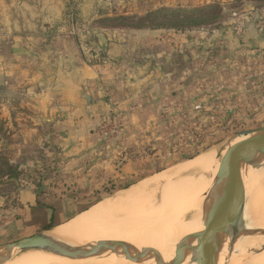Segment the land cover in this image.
<instances>
[{"label":"rangeland","instance_id":"374dc122","mask_svg":"<svg viewBox=\"0 0 264 264\" xmlns=\"http://www.w3.org/2000/svg\"><path fill=\"white\" fill-rule=\"evenodd\" d=\"M200 12L206 16H198ZM192 13L197 16L185 18ZM122 18L130 20L123 23ZM193 19L207 24L190 31L161 28ZM134 30L161 34L152 39L153 50L142 43L147 38L127 45L141 61L139 79L145 61L153 59L150 51L172 54L175 70L172 79L142 85L143 103L103 128L113 137L114 148L119 147L121 172L98 171L93 157L63 156L57 161L44 156L46 145L24 144L20 130L29 131L27 118L36 116L27 106L42 97L35 96L34 84L51 79L44 82L51 71L33 70V44L52 70H61L73 64L75 42L76 52L97 64L108 59L107 35L121 38V32ZM12 46L17 52H9ZM157 61L163 65L166 59ZM9 118L21 125L8 124ZM262 127L264 0H0V165L17 173L0 179V230L15 215L18 194L29 186L56 210L64 203L63 224L69 223L79 215L76 202H89L81 206V214L158 174L167 175L191 160L188 157L213 152L217 159L234 134ZM103 159L110 164L116 160L105 154L98 162ZM209 178L212 183L213 172ZM162 184L151 182L147 187V192L156 190V202ZM97 199L100 202L91 207Z\"/></svg>","mask_w":264,"mask_h":264},{"label":"crops","instance_id":"0c3cea01","mask_svg":"<svg viewBox=\"0 0 264 264\" xmlns=\"http://www.w3.org/2000/svg\"><path fill=\"white\" fill-rule=\"evenodd\" d=\"M115 35L116 33L112 36L107 35V39L105 37L108 44L105 50V57L108 58L106 61L91 63L89 57L76 52L78 44L75 42V47L70 53L73 64L68 69L61 70L58 68L52 70L51 64L47 65L44 62L46 60L39 53L38 44L31 43L34 51H31L29 56L36 61V67L33 70L41 74H48L45 72L51 71V76H46L44 82L49 77L51 79L43 85L39 82L34 84L35 96L42 95V97L31 107L27 106L31 114L36 116L27 118L26 123L30 125L29 131L20 130V139L24 144L38 142L41 147L46 145L44 156H51L57 161L63 156L93 157L97 159L95 167L98 171L117 169L121 172V162L118 160L119 157L121 158L119 147L114 148L116 146L112 144L113 137L103 128L114 124L132 106L139 102L143 103L141 101L142 85L155 82L159 78L172 79L174 76L172 71L175 69L171 65L172 54L168 51L163 55L158 50L150 51L149 53H154L153 59L149 58L148 63L145 61L144 70H142L144 80L139 79L137 72L141 71V61L135 59L136 53H133V49L131 51L127 45L141 43L144 38H147L142 43H148L149 49L153 50L154 46L150 48L153 44L152 39L161 34H158V31L134 30L128 31L127 34L121 32L118 34L121 38ZM10 49L11 53L18 50L16 47L13 50V46ZM158 59H166V61L163 65H159ZM31 76L33 77L34 74ZM17 121L18 119L9 118L8 124L20 126L21 124ZM101 144L102 147L99 148ZM105 154L115 156L116 160L111 164L104 159L98 162L99 158L102 159ZM38 198L35 186H29L18 194L15 215L0 230V244L25 238L26 234L28 237L32 236L45 228L49 222V212L37 205ZM86 203H75L79 206V214L82 210L81 206L83 207Z\"/></svg>","mask_w":264,"mask_h":264},{"label":"water","instance_id":"95a60500","mask_svg":"<svg viewBox=\"0 0 264 264\" xmlns=\"http://www.w3.org/2000/svg\"><path fill=\"white\" fill-rule=\"evenodd\" d=\"M216 161L219 169L204 195L203 221L197 234L170 241L164 250H157L153 264H231L246 250L256 251L255 241L264 242V225L254 223L249 216L252 189L264 174V127L234 134ZM57 227L0 244V264L37 252L58 255L76 264L107 260L132 263L152 251L132 242L120 245L69 240L54 234Z\"/></svg>","mask_w":264,"mask_h":264},{"label":"bare ground","instance_id":"6f19581e","mask_svg":"<svg viewBox=\"0 0 264 264\" xmlns=\"http://www.w3.org/2000/svg\"><path fill=\"white\" fill-rule=\"evenodd\" d=\"M219 165L215 153L200 154L167 175L158 174L150 182L133 187L122 197L99 203L72 222L58 226L54 234L81 242L108 241L120 245L132 242L152 250L136 262L107 260L100 264H153L157 250H164L170 241L197 234L203 221L204 195L211 185L209 175L213 172L214 176ZM151 182H163L157 188L159 202L154 196L156 190L146 191ZM250 207L252 221L264 225V174L260 184L252 189ZM254 244L256 251L246 250L231 264H264V242ZM7 264L76 263L51 253L37 252Z\"/></svg>","mask_w":264,"mask_h":264},{"label":"trees","instance_id":"16d2710c","mask_svg":"<svg viewBox=\"0 0 264 264\" xmlns=\"http://www.w3.org/2000/svg\"><path fill=\"white\" fill-rule=\"evenodd\" d=\"M200 15L198 16H201L203 15V12H200L199 13ZM193 15H196L197 14H188L186 15V19H189L190 17L189 16H193ZM203 16H206V15H203ZM122 22H129V18H122L121 19ZM178 24H171V25H163L161 26V28H164V29H175L177 31H190L192 30L193 28H196V27H200L204 24H207L205 23V21L201 20V21H197L196 19H193V21L191 23H184L183 21H180V22H177ZM204 23V24H203ZM122 27H125L124 25H122ZM159 26L155 29H158ZM2 132V130H1ZM194 156L192 157H188V159H193ZM8 161L6 162V165H7ZM9 166V164H8ZM14 172H16L15 170H12V169H4V165H0V179H3L5 177H7V175H9L10 177H14L16 174H14ZM11 174V175H10ZM42 184H38V188L39 187H42L41 186ZM40 189V188H39ZM38 195V194H37ZM98 202H100V199H97L96 202L94 204H90L91 207L94 206L95 204H97ZM37 205L39 207H42V208H45L48 210L49 212V222L47 223V225L45 226V228L43 230H46V229H50V228H53V227H57L61 224H63L64 220H65V215H66V205L64 203H61L59 204L58 206V210L55 209L54 205L53 204H50V203H47V202H44V201H41L39 198H38V201H37ZM72 218V217H70ZM69 218V219H70ZM74 218V217H73Z\"/></svg>","mask_w":264,"mask_h":264}]
</instances>
